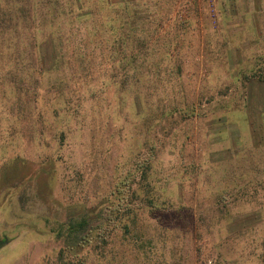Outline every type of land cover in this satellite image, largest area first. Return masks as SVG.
Returning <instances> with one entry per match:
<instances>
[{"label": "rangeland", "instance_id": "374dc122", "mask_svg": "<svg viewBox=\"0 0 264 264\" xmlns=\"http://www.w3.org/2000/svg\"><path fill=\"white\" fill-rule=\"evenodd\" d=\"M65 1L83 16L23 29L29 53L0 72L25 120H0V264H264V198L241 197L264 184V0ZM134 8L161 70L126 84L95 30L114 44ZM80 215L92 243L71 248Z\"/></svg>", "mask_w": 264, "mask_h": 264}, {"label": "trees", "instance_id": "16d2710c", "mask_svg": "<svg viewBox=\"0 0 264 264\" xmlns=\"http://www.w3.org/2000/svg\"><path fill=\"white\" fill-rule=\"evenodd\" d=\"M104 2H105V6L109 4L106 1ZM131 4L132 6H135V4L137 6H141L144 3L143 2H137V3L133 2ZM105 6L104 8H106ZM126 6L128 7L129 4ZM143 6L147 7L148 5L146 4ZM136 9L137 8H134L133 11L131 12L132 15H135L136 17L131 19L130 23L127 25L125 36L122 38L118 37L119 39L117 38L114 44H112L109 39H105V41L107 42L106 46L103 44L105 43L103 39L106 37V31L108 28L107 25L105 24L106 21L99 20V24L95 30L96 32L101 34V36H103V34L105 36V37L103 36L101 38V41H99L100 43H98V46L100 48H97L98 50L97 55H96V58L98 59L97 65L101 63L102 57H107L106 63L109 64L110 67H112L113 62H115L117 66L113 73H115L116 71V73L119 75L121 74L125 75L123 78L126 84L127 83L129 84L130 82L137 83L138 82L137 79L143 80L141 79L143 78V75L147 76L151 74L150 68H154V65L158 67L157 70H159V72L161 70V68L158 66V62L156 61V58L150 52L151 51L150 44L149 43L146 44V40L149 39V41H152L154 38H152V35H148V34L145 36L144 28H142L141 26L142 23H145L146 20H149L150 18L148 16L147 17L143 16L144 14H141L142 12H137ZM98 10L102 11L100 8ZM82 12H83L82 8L79 9L78 12H77V9L76 10L70 9L69 5L67 4L65 0H0V72L9 71L13 67V65L17 63L19 59L22 57L23 52H24V55H27V53H29L30 51L29 45L27 46L25 45L22 47V45L24 44L23 40L27 36H29L28 42L32 41L33 39V37H30L27 30L32 29L33 27H36L37 29L41 28L44 30L51 29V32L55 33L58 29H60V27H62L63 23H65V19L69 15L73 17L83 16ZM98 18H101V17H98ZM56 27L58 29H53ZM23 29L25 30V33L27 34V36L26 34L22 32ZM47 33L48 32L43 31L42 33H40V36L44 37L45 34ZM61 48H63V46H61ZM113 48H115L114 51H113ZM153 49H154L153 50V54H154L155 48ZM59 53L60 55H63L64 49H61V50L59 49ZM79 56L80 54L77 55L76 59H78ZM61 59L62 57H60V60ZM79 59H83V58L80 57ZM88 65L89 63L87 64V62H84V65H82L81 67L83 69H86ZM259 69H260L259 74L264 75V70L261 67H259ZM105 71H108V73H111L112 75L111 68H108V66L104 70V72ZM3 72L2 74H0V76L3 75ZM257 72L255 71V73ZM138 74H140L141 78L138 77ZM88 75H90V72H88ZM261 80L262 79H260V81ZM0 81H2L0 82V85H4L7 92H8V89L10 90L9 91L10 99L11 98L14 99L15 94H14V90L12 86V83H13L12 81L16 83V86L13 84L16 89H20L21 87L20 81H16L13 79L11 80V77L10 78H4V77L0 78ZM22 82H24L27 85V87H25V92H24L26 96H29V98L36 97V93H35L36 90L34 89L36 87L34 86V88H32L31 87L32 85L27 80L22 79ZM141 89H142L141 84L140 85L138 84L137 86H134L133 88H131L129 91H131L132 93L133 90L140 91ZM89 96H91V94L83 98L81 102L79 103V105H81L85 100L89 99ZM4 97H5V93L3 95L1 93L0 120L7 117L8 120L12 124L11 127H14L16 123H18L19 121L23 120L24 122L25 120L20 115H18L19 116L18 120L13 122V120L10 119L9 115L4 114L6 113L4 111L5 109L4 103H6L8 96L7 98H4ZM65 98H66V101H72L71 98H67V97ZM38 99L43 101V95H40ZM1 108L3 110L2 113H1ZM11 112L13 114L18 111L13 109ZM72 116H75V115H72ZM258 128L259 126L255 128V131L256 132L258 131V134L259 135L262 134L264 137V128L263 129H258ZM12 129L13 128H10L8 129V131H11ZM10 135L11 134H9V137ZM0 140H1V136H0ZM260 146H263V149H262L263 153L259 155L260 157H262V159H264V144L263 145L259 144V141H258L257 144H255L253 146V149L251 150L257 149L258 151L259 148H262ZM148 167L150 166L148 165ZM255 168H261L260 160L258 161V165H255ZM251 180L252 182L251 181L250 182L253 184L248 182L245 185V186H248L251 184L252 185L251 191L245 194L243 193L244 195H241V197H247V200H249L251 195L252 197H254L259 191L261 193L260 195L261 198H264V184L262 183V181H260L259 178H252ZM236 198L239 199V197H236ZM222 200H224V198ZM257 211L260 212V209H258ZM88 225H89V219L86 218L85 215H80L78 218L71 220L69 223V228L65 234V243H67V245L70 246L71 248H75L76 245L77 247L78 245L81 246V248L84 247V245L86 244L90 245L92 243V236L89 234L91 229H88ZM85 230L87 231L85 232ZM98 238L100 239H96L98 240L96 245H101L102 243H105L103 236L99 234Z\"/></svg>", "mask_w": 264, "mask_h": 264}, {"label": "water", "instance_id": "95a60500", "mask_svg": "<svg viewBox=\"0 0 264 264\" xmlns=\"http://www.w3.org/2000/svg\"><path fill=\"white\" fill-rule=\"evenodd\" d=\"M3 243H4V242H1V241H0V246H1Z\"/></svg>", "mask_w": 264, "mask_h": 264}]
</instances>
